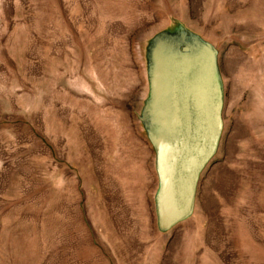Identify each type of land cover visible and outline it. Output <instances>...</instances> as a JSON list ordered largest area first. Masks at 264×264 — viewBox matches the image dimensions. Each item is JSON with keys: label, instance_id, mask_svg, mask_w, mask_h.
<instances>
[{"label": "rangeland", "instance_id": "1", "mask_svg": "<svg viewBox=\"0 0 264 264\" xmlns=\"http://www.w3.org/2000/svg\"><path fill=\"white\" fill-rule=\"evenodd\" d=\"M180 30L217 50L222 130L159 231L138 116ZM0 264H264V0H0Z\"/></svg>", "mask_w": 264, "mask_h": 264}, {"label": "water", "instance_id": "2", "mask_svg": "<svg viewBox=\"0 0 264 264\" xmlns=\"http://www.w3.org/2000/svg\"><path fill=\"white\" fill-rule=\"evenodd\" d=\"M146 61L138 119L154 155L156 228L166 231L192 213L199 175L221 134L223 90L217 50L195 33L153 35Z\"/></svg>", "mask_w": 264, "mask_h": 264}]
</instances>
